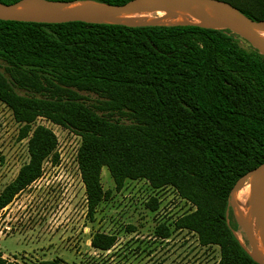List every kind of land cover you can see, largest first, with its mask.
I'll return each mask as SVG.
<instances>
[{
	"label": "trees",
	"instance_id": "trees-1",
	"mask_svg": "<svg viewBox=\"0 0 264 264\" xmlns=\"http://www.w3.org/2000/svg\"><path fill=\"white\" fill-rule=\"evenodd\" d=\"M224 1L264 20V0ZM84 91L99 98L89 104ZM0 100L17 115L46 117L82 136L78 161L91 219L110 193L102 188L103 166L121 182L134 166L156 179L165 169H192L194 162L199 172L185 194L195 210L175 228L196 232L203 246L218 245V264H258L236 238L239 227L228 208L237 181L264 163V56L246 40L193 25L0 19ZM22 137L29 161L0 193V211L42 177L49 158L58 160L50 128L28 125ZM158 231L170 236L167 227ZM116 243L101 233L92 239L102 251ZM0 264L18 263L0 251Z\"/></svg>",
	"mask_w": 264,
	"mask_h": 264
},
{
	"label": "rangeland",
	"instance_id": "rangeland-1",
	"mask_svg": "<svg viewBox=\"0 0 264 264\" xmlns=\"http://www.w3.org/2000/svg\"><path fill=\"white\" fill-rule=\"evenodd\" d=\"M81 94L89 104L99 98L95 93ZM28 125L53 130L58 160L49 158L42 177L0 211V251L5 258L18 264H218V245L203 246L196 232L175 228L179 217L195 210L185 194L199 172L194 162L196 170L181 168L174 174L165 169V176L156 173V179L143 165L134 166L121 182L103 166L102 188L110 193L91 219L78 161L82 136L46 117L17 115L1 100L0 193L29 161L28 138L22 137ZM238 202L245 211V191ZM163 226L169 237L159 235L158 227ZM97 233L115 236L116 245L109 251L94 248ZM238 234L249 247L240 227Z\"/></svg>",
	"mask_w": 264,
	"mask_h": 264
},
{
	"label": "water",
	"instance_id": "water-1",
	"mask_svg": "<svg viewBox=\"0 0 264 264\" xmlns=\"http://www.w3.org/2000/svg\"><path fill=\"white\" fill-rule=\"evenodd\" d=\"M0 19L35 23L81 21L128 27L193 25L229 30L264 56V20H253L224 0H131L123 5L96 0H20L13 4L0 2ZM240 190L247 197L245 211L238 202ZM228 208L232 209L249 247L238 231H234L236 238L255 262L264 264V163L237 181Z\"/></svg>",
	"mask_w": 264,
	"mask_h": 264
},
{
	"label": "bare ground",
	"instance_id": "bare-ground-1",
	"mask_svg": "<svg viewBox=\"0 0 264 264\" xmlns=\"http://www.w3.org/2000/svg\"><path fill=\"white\" fill-rule=\"evenodd\" d=\"M159 15H162V12H160ZM243 193H244V190H240V191L238 192L237 196H238V197H241V196H243Z\"/></svg>",
	"mask_w": 264,
	"mask_h": 264
}]
</instances>
